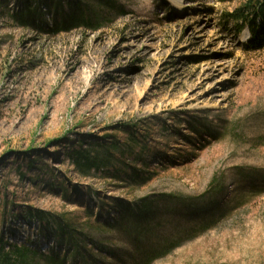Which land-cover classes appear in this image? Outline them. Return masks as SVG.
<instances>
[{"label":"rangeland","instance_id":"1","mask_svg":"<svg viewBox=\"0 0 264 264\" xmlns=\"http://www.w3.org/2000/svg\"><path fill=\"white\" fill-rule=\"evenodd\" d=\"M243 3L0 0V249L264 264V46L225 19Z\"/></svg>","mask_w":264,"mask_h":264},{"label":"trees","instance_id":"2","mask_svg":"<svg viewBox=\"0 0 264 264\" xmlns=\"http://www.w3.org/2000/svg\"><path fill=\"white\" fill-rule=\"evenodd\" d=\"M225 19L227 22H232L236 32H240L244 28L248 29L250 37L248 45L251 49H260L264 46V0H244V3L240 7L226 14ZM90 152L91 150L88 149L81 150L79 146L67 153V157L76 173L82 177H89L91 171H95L93 173L97 174L99 173V169L106 165L105 160L99 162L96 159L97 157L92 156ZM36 214L34 213L33 215L36 216ZM38 217L43 221L45 219L43 216ZM62 221L68 223L69 220L63 219ZM72 227L73 224L71 223L60 225L57 232L58 234H69L72 232ZM2 241V237L0 236V244H2ZM7 249L10 252L5 253L3 248L0 249V264H24L25 258L30 253L29 249L25 246L8 245ZM12 255L14 256V260L11 259Z\"/></svg>","mask_w":264,"mask_h":264}]
</instances>
